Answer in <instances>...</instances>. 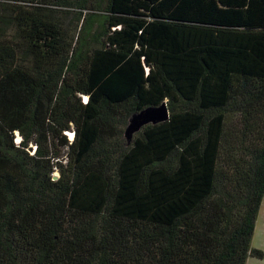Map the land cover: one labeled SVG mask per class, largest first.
<instances>
[{
	"label": "trees",
	"instance_id": "obj_1",
	"mask_svg": "<svg viewBox=\"0 0 264 264\" xmlns=\"http://www.w3.org/2000/svg\"><path fill=\"white\" fill-rule=\"evenodd\" d=\"M263 196L264 0H0V264H248Z\"/></svg>",
	"mask_w": 264,
	"mask_h": 264
},
{
	"label": "rangeland",
	"instance_id": "obj_2",
	"mask_svg": "<svg viewBox=\"0 0 264 264\" xmlns=\"http://www.w3.org/2000/svg\"><path fill=\"white\" fill-rule=\"evenodd\" d=\"M141 121L142 120L136 118L135 115L131 116V118L128 121V125L126 126L127 133H128V134L127 133L126 134L128 136L125 134V131H124V137H125L127 142L131 139V137L140 128L139 126L141 125ZM135 126H137V127H135ZM134 127H135V129L138 127L139 128L132 132L131 128L133 129ZM128 131H130V132H128ZM55 175L57 176V173ZM251 244L253 245V247L256 246L258 249L262 250L263 254H264V196L262 198L261 205H260L258 215L256 218ZM249 259H250L249 263H251V264H264V256L262 259H257V258H249Z\"/></svg>",
	"mask_w": 264,
	"mask_h": 264
},
{
	"label": "water",
	"instance_id": "obj_3",
	"mask_svg": "<svg viewBox=\"0 0 264 264\" xmlns=\"http://www.w3.org/2000/svg\"><path fill=\"white\" fill-rule=\"evenodd\" d=\"M133 115H135L136 118L142 120L141 125L139 126L141 128L143 125H145L147 123H157V122L166 120L168 118V109H167L166 103H162L161 105L156 106V107L145 108L141 112H139L137 114H133ZM137 126H135V127H137ZM135 127L133 129L131 128L132 132L139 128L138 127L135 129ZM128 132H130V131H128ZM126 133H127V128L125 129V134ZM57 177L58 176L54 175V179H56Z\"/></svg>",
	"mask_w": 264,
	"mask_h": 264
},
{
	"label": "crops",
	"instance_id": "obj_4",
	"mask_svg": "<svg viewBox=\"0 0 264 264\" xmlns=\"http://www.w3.org/2000/svg\"><path fill=\"white\" fill-rule=\"evenodd\" d=\"M253 246V245H252ZM256 247V246H255ZM257 248V247H256ZM250 260V259H249ZM249 260H248V264H251V263H249Z\"/></svg>",
	"mask_w": 264,
	"mask_h": 264
}]
</instances>
